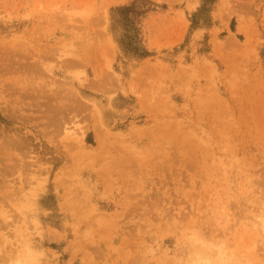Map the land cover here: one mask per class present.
I'll return each mask as SVG.
<instances>
[{
	"label": "rangeland",
	"instance_id": "obj_1",
	"mask_svg": "<svg viewBox=\"0 0 264 264\" xmlns=\"http://www.w3.org/2000/svg\"><path fill=\"white\" fill-rule=\"evenodd\" d=\"M0 264H264V0H0Z\"/></svg>",
	"mask_w": 264,
	"mask_h": 264
}]
</instances>
